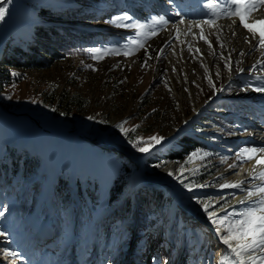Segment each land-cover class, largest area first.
Wrapping results in <instances>:
<instances>
[{"label": "rangeland", "instance_id": "rangeland-1", "mask_svg": "<svg viewBox=\"0 0 264 264\" xmlns=\"http://www.w3.org/2000/svg\"><path fill=\"white\" fill-rule=\"evenodd\" d=\"M189 1L204 6L207 2ZM179 3L180 0L3 2L6 15L0 21V60L2 52L11 54L19 47L24 51L28 47L42 50L45 45L52 53L50 62L37 69L0 64V122L11 118L19 136L28 141L35 136L33 120L40 126L52 121L67 134L76 132L86 140L72 137V145L78 146L73 180L78 181L81 197L75 204L66 184V179L71 178L70 165L64 162L50 176L53 185L59 175V187L53 191L51 185L45 196L44 184L50 179L48 164L32 146L3 143L4 131L0 128V264L26 263L29 247L35 248L24 234L27 227L32 233L30 242L56 228L62 232L57 243L47 247L48 252L35 255L41 264L75 263L81 249L83 259L91 255L95 264H149L152 258L156 264H236L223 246L214 243L199 218L208 212L224 211L220 222L232 224L234 219H241L239 213L253 205L250 201L233 208V195L219 196L215 203L208 196L224 184V169L235 170L263 153H255L252 159L237 157L246 147L235 143L247 141L244 122L234 123L239 119L234 111L243 115L238 109L240 104L235 106L230 98L241 101L247 97L253 102L250 109H264V91H254L264 88V83H247L260 75L257 67L264 55L246 33L233 38L230 58L222 34L216 31L207 30L208 36L199 32L200 51L192 42L181 47L175 25L182 21L178 15L186 9L178 12L184 6ZM218 3L229 11L223 2ZM41 9L47 10L40 13ZM162 9L167 15H159ZM219 9L214 7V13ZM48 15L59 19L42 18ZM222 17L209 25L217 24ZM47 29L54 30V34H43L42 38L35 34V30L42 33ZM65 34L72 37L70 42L62 38ZM64 46L69 49L65 51ZM44 51L40 52L47 54ZM203 56L210 60V66ZM8 75L10 82L3 78ZM50 92L59 96L78 94L88 101V106L77 111L72 108L68 116L54 115L55 104L47 105L46 94ZM219 98L229 101L223 103L222 109L214 104ZM140 104H144L143 110L137 108ZM140 112L143 113L139 115ZM185 120L188 123L183 124ZM120 125L125 133L140 125L135 142L155 136L160 144L154 145L150 154L137 152L121 133ZM184 131L187 132L183 134ZM238 135L241 136L236 140ZM95 138L108 146L92 143ZM59 152L69 155L65 144ZM174 153L178 154L175 159ZM192 164L198 167L194 173L181 171ZM168 168H174V176L159 182L161 172ZM154 183L175 189L180 196L177 203L183 206L180 214L173 211L175 203L165 210L170 193ZM33 186L39 191L34 193ZM129 189L137 192L127 195ZM137 194H141L139 199ZM128 196L137 201V215L131 214L133 205L130 214L120 210ZM153 196H161V200ZM205 205L208 212L204 211ZM184 211L194 212L198 222L184 217ZM128 230L133 231V236L120 240L119 236ZM242 259L244 264H264V247L243 253Z\"/></svg>", "mask_w": 264, "mask_h": 264}, {"label": "bare ground", "instance_id": "bare-ground-1", "mask_svg": "<svg viewBox=\"0 0 264 264\" xmlns=\"http://www.w3.org/2000/svg\"><path fill=\"white\" fill-rule=\"evenodd\" d=\"M257 9H259V11H254L252 16L250 17V20L248 21L250 26L254 27L255 32L258 30L259 27H261V25H252V21L257 20V19H264V6L260 5V7H258ZM238 22L239 20H234V19L233 20H223V21L218 22L217 24L209 25V24H205L202 22L194 23V22H187L184 20L182 21L180 20V22L175 25V27L177 28L175 30L178 31L177 39L181 47L185 45L187 42H192L196 46V48L199 49V51L201 50V45L198 41L200 38L199 37L200 31H204L206 36H208L207 30L220 32L222 34V39L226 45L229 58L231 56L229 52L230 51L229 45L232 42L233 38L237 39L239 35L246 33L250 36V39L254 43V46L258 47L260 49L261 54L264 55V48H262L259 45V38H258L259 35L256 34V37L253 38V34L249 33ZM203 59L205 60V64L207 66H210V63H209L210 60L206 58L205 56H203ZM259 65L261 67H264L263 63ZM262 80L264 81V75H262ZM245 98H246L245 104L241 107V110L243 112L242 116L246 118L248 115L253 114V112H257L258 115L259 113L261 114L264 112L262 109H258V108L255 110L250 109L249 106L246 104V102L250 104H252V102L250 98H247V97ZM235 99L236 97H233L232 99L230 98V100L235 102V104L240 102L239 100L235 101ZM248 123H249L248 125L251 128V130L243 134L245 136L244 139L246 141L255 142V144L263 148L264 147V120L257 118L254 121H248ZM0 128H3V131H4L2 138H1L3 143L7 142L10 145H19L21 147L32 146L35 153L39 155L41 160L44 163L48 164V176L49 177L53 175V173L57 171V169H59L61 166H64V162H66L67 164L70 165L71 179L72 180L74 179L73 174L76 172L78 146L77 144L72 145V141H73L72 135H69V133L67 134V132L63 131L60 127L53 124L52 121L42 124L41 128L36 127L34 139L30 141L24 140L19 136L18 128L11 118H7L5 121L0 122ZM213 131H216V127L215 129H213ZM63 144H65L67 147V153L69 154L68 155L69 157L66 154L64 155L59 152ZM228 151H231V150H228ZM260 158H264V152L262 153ZM197 169H198L197 164L195 165L192 164L191 167L185 170H181V171H189L192 174ZM170 172L173 173V175H169ZM261 172H264V166L256 165L255 160H251L246 164H242L240 167H237L235 170L233 169L225 170L224 169V172L221 174V176L224 178L223 185L239 184L240 187H237V188L219 187V189L212 191L208 197L210 198L211 201L214 202L215 200L218 199L219 196L221 197L223 195H227V196L233 195V199H232L233 201L231 203L233 208H236L243 204H247L250 201H253L252 202L253 205L251 207H253L254 205L257 206V202H258L257 198L256 197L248 198L247 191L249 190L254 191L257 187L264 184V180H262L259 175ZM174 174H175L174 168H168L167 170H164L161 172L157 180L159 182H165L167 178L174 176ZM51 185H52V182H51V177H50L49 181H47L44 184L43 194L45 196L49 195L48 192H49ZM171 188L173 187L171 186ZM173 190L174 191L172 193V196L174 198H172L171 196L168 203L165 205V210H170L171 205L173 203L178 202L177 200L180 196L175 191L174 188ZM229 208L230 207H228V209ZM213 212L215 213V216L213 217V220L216 221L215 223H213V221L209 219L208 213H206L205 215H201L199 220L203 222L204 225H206L209 228V230L212 231L214 235L213 239H214L215 244H219L220 246L227 247L226 245L222 243L221 236L228 235V230L230 227H233V225L230 223V221L229 222L225 221L226 223L225 225L223 223H220V218L223 216L224 211H213ZM24 234H28L26 236V239H28V243L34 244V241L30 242L32 233L30 234V231L28 233V227L25 228ZM21 238H25V237L21 236ZM232 243L235 244V241H232ZM4 261H6V259H4Z\"/></svg>", "mask_w": 264, "mask_h": 264}, {"label": "snow or ice", "instance_id": "snow-or-ice-1", "mask_svg": "<svg viewBox=\"0 0 264 264\" xmlns=\"http://www.w3.org/2000/svg\"><path fill=\"white\" fill-rule=\"evenodd\" d=\"M3 2L7 0H0V21L4 20L6 15V10L3 7ZM233 5H236L235 9L232 10L231 15L239 18V24L243 26L249 33L253 34V38L256 37V32L253 26H250L248 20L246 19L247 15H250L253 11H259L255 7L256 2L261 5H264V0H230ZM251 4V7H249ZM213 0H209L207 7L214 8ZM120 18L117 17L116 20ZM110 23H115V21H109ZM202 23L210 24L211 21H202ZM252 25H261L264 26V19H257L252 21ZM117 27L120 25L117 24ZM134 27H140L139 25H134ZM259 45L264 48V27L261 28L259 32ZM254 91H264V88L254 89ZM120 131L122 134H125V129L123 125H120ZM149 141L151 142L149 144ZM132 147L140 153L150 154L154 145L160 144V139L153 136L148 138V141L134 142L131 139L128 141ZM257 152H264V148L255 149V148H243L237 153V157L246 156L247 159H252L254 154ZM255 164L259 166H264V158H256ZM173 175V173H169ZM260 178L264 180V172H261ZM222 188H237L240 187L239 184H225L221 186ZM191 191V189H189ZM248 198H257V206L247 207L245 211L239 213L241 219L233 221L232 227L228 230V235L221 236V241L235 255L239 264H244L242 259V254L245 252L254 251L257 246L264 247V184L257 187L254 191H247ZM204 211L208 212V205L204 206ZM0 216H3V212H0ZM215 216L214 212H208V217L210 220L215 223L213 220ZM220 223H223L221 221ZM3 235V233H0ZM235 241V244L232 243Z\"/></svg>", "mask_w": 264, "mask_h": 264}, {"label": "trees", "instance_id": "trees-1", "mask_svg": "<svg viewBox=\"0 0 264 264\" xmlns=\"http://www.w3.org/2000/svg\"><path fill=\"white\" fill-rule=\"evenodd\" d=\"M44 10L47 9H41L40 13H42ZM39 12V11H38ZM50 17V18H48ZM48 17L42 16V18L44 20H50V19H59V17H54L51 15H48ZM35 34H37L38 38H42V36H44L45 34H49V35H53L54 34V30H35ZM44 34V35H43ZM65 41L70 42L71 38L70 36H68L67 34L64 35V37H62ZM77 42H81L82 40H76ZM49 48V46H45L42 45V50L44 52H46L47 54H44L43 52H40L42 50H36V48L34 47H28L25 51L22 50L20 47L18 48L17 51H14L11 54H7L6 52H3L1 54V65H3L4 67H14V68H18V69H26V68H32V69H37L39 67H43V65H47L50 62L51 59V53L50 51H47V49ZM63 49L66 51L69 49V47L64 46ZM17 52V53H16ZM16 53V54H14ZM21 58V59H20ZM7 71H4L3 73H6ZM4 79H6V82H10L11 77L8 75V77H3ZM2 78V79H3ZM113 95H115V92L112 93ZM48 100H47V105L48 107H51L53 104L55 109H54V115H60L61 114L63 116H68L70 114V111L73 109L77 110H81V109H86L88 106V101L83 97L80 96L78 94L75 93H63V95L59 96V94H56V92H50L46 94ZM139 110H143L144 104H140L137 107ZM143 112L138 113L139 115L142 114ZM128 120V119H126ZM140 128V125L136 127L135 130L133 129H129L128 132L126 133V137L129 139H131L132 141H137L136 138L140 136L138 130ZM146 133V132H145ZM187 140V139H185ZM172 156V155H171ZM177 156V154H173V159H175V157ZM172 159V160H173ZM35 185V184H34ZM39 185V183L37 184ZM38 187V186H37ZM59 187V183H56L53 187V191H58L57 188ZM34 186L32 187L31 190H33ZM113 190H118L116 188H114ZM39 190L36 188H34V193L38 192ZM31 192V191H30ZM141 194H137L136 197H140ZM156 198H161V196H155ZM139 199V198H138ZM141 198H140V204H141ZM134 205V202L132 201V197L128 196L127 198L124 199V201L122 202L121 206H120V210L124 213L130 212V207ZM147 208V207H146ZM148 210V209H147ZM175 220V219H174ZM175 222V221H174ZM195 230V229H193ZM128 232H124L121 236H127Z\"/></svg>", "mask_w": 264, "mask_h": 264}, {"label": "water", "instance_id": "water-1", "mask_svg": "<svg viewBox=\"0 0 264 264\" xmlns=\"http://www.w3.org/2000/svg\"><path fill=\"white\" fill-rule=\"evenodd\" d=\"M32 120H33V119H32ZM33 122L35 123V126H36L37 128H41V126H40L36 121L33 120ZM183 124H185V121H184ZM73 134L78 135L77 133H73ZM78 136L86 140L85 137H82V136H80V135H78ZM91 142H92V143H96V142H98V143H100L101 145L108 146V144H105V143L103 142V140L100 139V138H95L94 140H91ZM153 185L159 186V187H161V188H168V189H170V188H169V185H167V184L154 183ZM223 250L228 251V252L230 253V255H231V256L237 261L235 255L232 253V251H231L230 249H228L227 247H224Z\"/></svg>", "mask_w": 264, "mask_h": 264}, {"label": "crops", "instance_id": "crops-1", "mask_svg": "<svg viewBox=\"0 0 264 264\" xmlns=\"http://www.w3.org/2000/svg\"><path fill=\"white\" fill-rule=\"evenodd\" d=\"M27 13V12H26ZM24 26H26V25H24ZM13 42V41H12Z\"/></svg>", "mask_w": 264, "mask_h": 264}]
</instances>
